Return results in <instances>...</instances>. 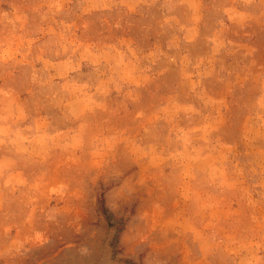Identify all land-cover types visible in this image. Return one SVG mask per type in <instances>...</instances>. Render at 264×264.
I'll list each match as a JSON object with an SVG mask.
<instances>
[{
	"label": "rangeland",
	"instance_id": "rangeland-1",
	"mask_svg": "<svg viewBox=\"0 0 264 264\" xmlns=\"http://www.w3.org/2000/svg\"><path fill=\"white\" fill-rule=\"evenodd\" d=\"M127 260L264 264V0H0V264Z\"/></svg>",
	"mask_w": 264,
	"mask_h": 264
},
{
	"label": "trees",
	"instance_id": "trees-1",
	"mask_svg": "<svg viewBox=\"0 0 264 264\" xmlns=\"http://www.w3.org/2000/svg\"><path fill=\"white\" fill-rule=\"evenodd\" d=\"M97 208L99 212L103 215L104 219L106 220L107 224L111 226H115V233L110 241V246L112 248V252H118L119 246L117 245L118 241V233L123 228V224L121 222V218H114L112 214L109 212V210L104 206L103 204V198L101 196V193H99L97 198ZM128 264H136L130 260H127Z\"/></svg>",
	"mask_w": 264,
	"mask_h": 264
}]
</instances>
